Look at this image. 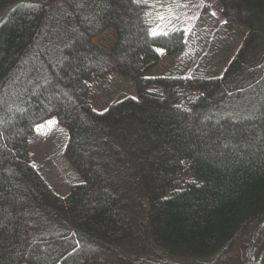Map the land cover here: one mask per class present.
<instances>
[{"label": "trees", "instance_id": "obj_1", "mask_svg": "<svg viewBox=\"0 0 264 264\" xmlns=\"http://www.w3.org/2000/svg\"><path fill=\"white\" fill-rule=\"evenodd\" d=\"M188 2L0 0V264H264V0L186 30ZM50 117L63 195L29 158Z\"/></svg>", "mask_w": 264, "mask_h": 264}, {"label": "rangeland", "instance_id": "obj_2", "mask_svg": "<svg viewBox=\"0 0 264 264\" xmlns=\"http://www.w3.org/2000/svg\"><path fill=\"white\" fill-rule=\"evenodd\" d=\"M189 9L183 11L187 14L185 28L189 30L194 24L195 20L204 9L209 13L211 19L216 21L215 29L218 28L222 22L219 5L216 0H189ZM215 13V15H213ZM214 30V29H213ZM113 30L107 29L101 32L98 36L93 38V42L108 47L114 40ZM166 65V56H162L158 63V69H163ZM110 78V77H109ZM104 81L109 91V96L112 97L124 94L123 91H118L125 86V81L111 77ZM120 81V84L118 82ZM104 94L96 97V106L104 105ZM113 97V98H114ZM48 121H55L54 117H50L40 123L35 130L28 137L29 158L30 161L38 168L40 173L44 176L50 187L60 195L66 194L69 189L80 180L76 169L70 164L63 153L65 143V129L55 123L52 126L48 125ZM253 250L242 245V242L235 245L230 251V256L223 264H253L254 257L250 254ZM28 264V263H22Z\"/></svg>", "mask_w": 264, "mask_h": 264}, {"label": "snow or ice", "instance_id": "obj_3", "mask_svg": "<svg viewBox=\"0 0 264 264\" xmlns=\"http://www.w3.org/2000/svg\"><path fill=\"white\" fill-rule=\"evenodd\" d=\"M137 2H139V0H133V3H137ZM213 15H215V13H213ZM152 35H153V36L156 35L155 31H153ZM47 123H48L49 126H52V125H54L55 123H57V121H48Z\"/></svg>", "mask_w": 264, "mask_h": 264}]
</instances>
